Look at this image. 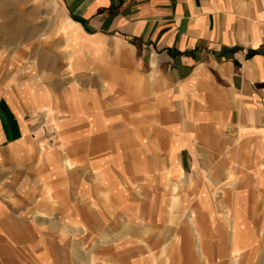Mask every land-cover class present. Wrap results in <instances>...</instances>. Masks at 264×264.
I'll return each mask as SVG.
<instances>
[{
    "label": "crops",
    "instance_id": "0c3cea01",
    "mask_svg": "<svg viewBox=\"0 0 264 264\" xmlns=\"http://www.w3.org/2000/svg\"><path fill=\"white\" fill-rule=\"evenodd\" d=\"M53 1L0 22V264H264V0Z\"/></svg>",
    "mask_w": 264,
    "mask_h": 264
},
{
    "label": "rangeland",
    "instance_id": "374dc122",
    "mask_svg": "<svg viewBox=\"0 0 264 264\" xmlns=\"http://www.w3.org/2000/svg\"><path fill=\"white\" fill-rule=\"evenodd\" d=\"M35 2V0H0V22H4V20L8 17H14L17 19L23 18L28 23L27 27L32 28L33 31L34 28L41 27L42 25L44 26L46 23H48L49 45L51 46V44L54 43L51 39L52 30L56 27L54 22L58 19L59 22L62 21L63 14L56 7L53 0H38V2H43L42 7L38 6ZM4 4H7L9 6H4ZM44 6H48V8ZM66 22L67 21L65 19V21L61 24V27ZM28 43H30L34 47L36 44L39 43V40H32Z\"/></svg>",
    "mask_w": 264,
    "mask_h": 264
}]
</instances>
